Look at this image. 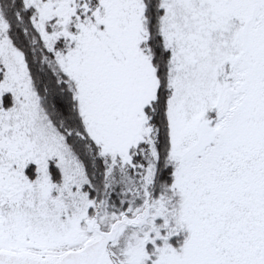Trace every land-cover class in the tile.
<instances>
[{"label": "snow or ice", "instance_id": "obj_1", "mask_svg": "<svg viewBox=\"0 0 264 264\" xmlns=\"http://www.w3.org/2000/svg\"><path fill=\"white\" fill-rule=\"evenodd\" d=\"M0 264H264V0H0Z\"/></svg>", "mask_w": 264, "mask_h": 264}]
</instances>
